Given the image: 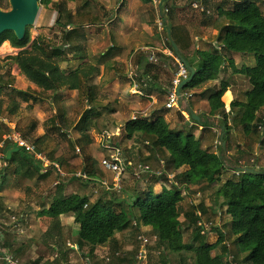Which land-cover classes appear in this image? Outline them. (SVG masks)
<instances>
[{"label":"rangeland","instance_id":"1","mask_svg":"<svg viewBox=\"0 0 264 264\" xmlns=\"http://www.w3.org/2000/svg\"><path fill=\"white\" fill-rule=\"evenodd\" d=\"M121 1L51 0L50 5L39 2L37 18L34 24L28 26L31 46L36 42L51 52L52 47L63 43L64 30L57 25L60 15L56 6L66 2V9L74 16V23L67 27L72 34L71 48L74 46L82 48L90 60L88 64L97 69L81 92L63 91L54 96L50 92L41 91L36 85L31 87L30 84L33 83L29 82L19 72L20 70L18 71V66L9 59L17 55L19 50L14 49L8 42L0 47V143L10 131L8 123L3 119L16 125L18 131L32 142L47 134L40 149L50 160L59 162L63 171L67 173L65 177L58 175L51 166L48 173H44L45 177H40L34 170L29 171L30 173L26 170L17 173V166L13 164L1 172L0 230L4 234V240L1 242L0 250L7 251L16 264H196V253L193 249L180 253L167 250L158 233L152 227L141 223L140 212L136 208H132L134 219L130 226L115 235L117 244L111 242L99 246L94 252H91L90 246L79 248L80 227L75 223L73 214L52 219L45 213L53 203L59 182L67 187L65 192L67 195L87 196L91 203L100 198L116 199L114 207L116 212L129 211L134 203L133 198L146 195L151 186L154 194L177 187L183 194L180 204V230L185 243L192 247L198 246L200 241L214 244L222 233L225 235L224 242L213 251V256L222 255L224 264H243L245 254L241 252L236 237L230 232L232 218L226 211L225 200L219 197L218 192L228 180H238L241 177L236 172L241 167L264 170V154L257 155L255 148V145L259 149L264 147V135L260 129V125L264 124V113L260 114L261 124L257 123L256 129L249 134L245 133L240 125L241 110H234L235 115L228 113L227 123L230 132L227 134L223 117L212 115L209 103H203L207 101L205 99L209 92H216L220 83L212 86L207 82L200 88L192 90L194 93L192 99L183 101L180 110L172 109L174 119L169 120V126L174 133L194 134L203 149L224 157L226 167L219 182L190 186L183 184L182 174L187 168L176 170L171 165V157L167 151L153 148L151 137L137 134L132 140L126 138L125 125L132 116L153 120L154 110L158 108L161 111L170 110L166 108V103L168 90L172 87L170 73L162 67L156 68L164 61V58L160 57V62L153 64L156 70L162 69L159 73L164 79L161 88L152 92L150 86H143V95H134L130 91L132 84L130 63L135 64L133 70L135 75L137 74L135 78L141 79V70L136 68L138 59L147 58L142 62L144 67L151 62L145 49L141 48L136 52L140 46L152 45L171 50L168 24L178 32V36H181L187 57L191 58L190 54L192 57H199V51L191 50V46L186 43L187 34H184V30L180 31L182 26L180 20L186 18L189 23L191 21V24H198L201 27L206 16L193 9L192 3L195 0H163L165 7L169 8V15L163 30H160L157 24L159 12L152 3L145 0H126L123 3ZM227 2L231 5L235 0ZM212 8L217 12V6ZM15 11L12 0H0V13L9 15ZM128 14L134 17H128ZM62 23H67L65 16L62 17ZM147 25L151 27L154 35L145 34L147 31L144 27ZM128 26L135 29L132 31L134 36H128L124 31ZM118 45L124 46L122 51H118ZM214 50L223 52L218 47ZM180 52L182 53L181 50ZM80 57L76 53L69 55L66 61L60 64L61 69L64 72L72 70L78 65ZM177 58L174 53V65H171L174 73L179 70ZM107 61L108 64L104 65ZM242 61L241 66L252 67L256 64L254 56H248ZM227 64L226 62L225 69L230 72ZM103 73V79H100ZM20 76H24V79L19 78ZM241 76L248 79L244 75ZM116 77L120 78L121 82L108 85ZM224 78L226 79V74ZM236 80L241 85L240 99L244 100L251 83L242 81L244 79ZM206 87L208 90L202 91ZM88 88L93 92L91 101H88ZM18 91H27V98ZM148 96H154L155 99ZM150 103H153V106L146 116L143 110L147 109ZM191 110L197 111V114L203 117L204 124L195 123L192 121L193 118L190 119ZM89 111L94 112L92 114L95 117L91 120V129L87 133L80 128L83 117ZM57 127L61 130H56ZM117 128L122 132L118 139L126 157L133 165L148 164L155 172H162L163 175L154 185L158 176L142 174L141 178H137L134 169L130 168L124 180L122 194H108L104 191L95 194L94 184L74 178L72 175L77 171H92L98 178L110 179L111 176L99 165L102 149L98 144V138L103 131L114 132ZM224 137L226 141H223ZM77 146L80 147L81 154L77 153ZM193 212H196V216L198 213L202 224L207 226L205 234L192 223ZM200 232L204 236L201 235L202 238L198 240L197 235Z\"/></svg>","mask_w":264,"mask_h":264},{"label":"trees","instance_id":"2","mask_svg":"<svg viewBox=\"0 0 264 264\" xmlns=\"http://www.w3.org/2000/svg\"><path fill=\"white\" fill-rule=\"evenodd\" d=\"M40 2L49 5L52 3L51 0ZM66 6V2L56 6L60 15L57 25L64 30L63 43L52 47L51 52L36 42L31 46V34L28 27L23 39H19L14 31L8 30L0 34V47L8 42L14 49L19 50L17 55L9 59L18 66L20 72L41 91L50 92L54 96H58L63 91L81 92L91 75L97 71L88 62L82 63L76 70L69 73L61 69L60 64L69 55L76 53L81 56V60L87 59L82 48L77 46L71 48L72 34L67 27L74 23V16L66 9ZM217 9L220 16L227 21L220 29L217 43L225 52L254 56L256 64L252 67L237 68L233 59H228L219 51L199 53V64H194L186 58L187 63L195 69V76L182 92L192 91L207 82L217 80L225 69V63L228 62L232 73L248 77L253 87L246 93L247 102H233L231 105L233 108L242 109L240 125L244 132L249 134L256 129V123L260 120L258 113L264 108V12L258 2L250 0L235 3L230 10H224L222 6H218ZM64 16L67 23H62ZM167 29L170 34V49L175 53L172 42L179 46L175 35L178 32L170 24L167 25ZM180 31H183L182 28ZM141 61L140 58L138 62ZM155 67L153 63L145 65L144 73L141 75L149 76L146 86H152L155 83L154 72L158 71ZM228 87L229 85L223 82L221 87L209 97L211 113L223 117L227 134L230 132V126L227 123L229 115L226 112L223 97ZM18 93L24 97L27 95V91H18ZM92 95L91 88H88V101L92 100ZM92 113L94 112L89 111L83 117L81 131L87 133L90 131L91 120L95 117ZM199 117L200 122L192 117L191 119L195 123L204 124L202 116L199 115ZM56 130L61 129L57 127ZM125 132L129 140L137 134L151 137L153 148L167 151L171 157V165L176 170L186 167V171L182 174L183 184L188 186L201 185L205 182L213 184L221 180L226 167L224 157L203 149L201 142L192 133L187 135L174 133L164 117L160 116L153 120L138 117L137 120H130L125 125ZM46 136L47 134L34 141L40 151H42L40 145L46 140ZM223 141H226L225 137ZM1 152L8 162V167L10 164L17 166V173L24 170L30 173L29 171L34 170L40 177H45L35 160L17 146L7 144L1 148ZM240 169L245 170L241 173V177L238 180L225 182L218 194L225 200L226 211L232 218L230 232L236 237L241 252L245 254L243 264H264V170L257 171L247 167ZM89 174L94 176L92 171ZM160 179V177L157 178L153 184L156 185ZM58 185L53 203L45 213L52 219L73 214L75 223L80 227L78 244L80 249L90 246L91 252H94L97 247L111 242L116 245L115 235L130 226L134 219L132 208H136L140 212L141 223L152 227L158 233L160 241L167 250L180 253L193 249L196 253V264H224L222 255L213 256V251L224 242V234L221 233L219 240L214 244L200 241L198 246L192 247L185 243L180 230V204L183 194L177 187L170 190L164 189L162 193L154 194L151 186L146 195L133 198L134 203L129 211L116 212L114 209L116 199L100 198L91 203L87 196L66 195L67 187L61 183ZM195 213H192L191 221L202 231L198 225L201 216H198V213L196 216ZM201 235L204 236L201 232L197 235L198 240L202 238Z\"/></svg>","mask_w":264,"mask_h":264},{"label":"built area","instance_id":"3","mask_svg":"<svg viewBox=\"0 0 264 264\" xmlns=\"http://www.w3.org/2000/svg\"><path fill=\"white\" fill-rule=\"evenodd\" d=\"M123 1L124 0H122V2ZM145 1L152 3L157 8L159 12V19L157 21V24L159 29L163 30L165 24L167 23L169 8L165 7L163 0ZM211 3H214V0H195L192 3V7L201 14H210ZM146 50L147 49H145V51ZM167 55L174 57V53L171 50L167 52ZM149 60L151 63L157 64L160 62V57L156 53H153L150 55ZM177 61L179 64V70L177 72L176 78L172 82L173 87L169 91L166 103V108L170 110H180V104L183 101H188L193 98V93L191 91L182 92L181 97L177 94V87L190 75L189 69L178 58ZM130 68L132 69V71L130 72V79L132 80L130 91L131 93H134V95L141 96L143 95L142 87L146 86L147 81L149 80V76L141 75V79H136L135 77H137V74L135 75L133 71L135 67L132 62L130 64ZM137 119L138 117L135 115L132 117L131 120ZM3 121L8 123L10 131L4 136L3 140L0 143V174L8 167V162L4 158V155L1 152V148H4L7 144H12L29 154L41 167L42 173H48V169L53 166L55 168L56 174L64 177L67 176V173L63 171L60 163L56 161H51L43 151H40L38 149L34 141H30L20 131H18L16 125L11 124L7 119H3ZM121 133V129L119 128H117V130L114 132L105 130L101 135H99L98 138V144L101 147L102 151L105 152V155L99 161V165L106 174H109L111 176L110 179L98 178L96 176L90 175L88 172L83 171H77L75 172V174L72 175V177L74 178L80 179L87 183L94 184L95 194H99L100 191H104L108 194H122L124 191V180L130 168L134 169V175L137 178H141L142 174H151L152 176L158 177H161L163 175L162 172H155L152 166L148 164H140L138 166H134L133 163L126 157L125 150L121 145L120 140L118 139L121 137ZM76 150L78 154H81L80 147L77 146ZM106 152L108 153L107 155ZM236 172L237 175H241V173L245 172V170L239 168ZM198 225L202 228V233L205 234V229L207 226L202 224L201 221L198 223ZM3 240L4 234L0 230V245ZM0 264H16V262L7 251L0 250Z\"/></svg>","mask_w":264,"mask_h":264},{"label":"crops","instance_id":"4","mask_svg":"<svg viewBox=\"0 0 264 264\" xmlns=\"http://www.w3.org/2000/svg\"><path fill=\"white\" fill-rule=\"evenodd\" d=\"M124 1H126V0H124ZM123 1V2H124ZM242 1H244V0H235V2H234V4L235 3H240V2H242ZM256 2H258V4L261 6V8H262V10H263V12H264V0H255ZM71 2H74V1H71ZM122 1H121V3H123ZM234 4L232 3L231 5H230V3H228L227 2V0H214V3H211V6H210V9H211V13L210 14H206V13H203L202 15H204V16H206V19H204L203 21H202V23H203V26H201L200 27V25L198 26V24H191L192 22L190 21V23L188 22V19H186V18H184L185 20H180L181 22H182V26H180L181 28H182V30H184L185 31V34H187V37H185V41H186V43L188 44V45H190L191 47V50H193V51H196V50H198L199 51V53H204V52H207V53H213V52H215V50H214V48H216L217 49V47L219 48V49H221L222 51H223V48L219 45V43H217V39H218V36H219V32H220V29H221V27L222 26H224L226 23H227V21L223 18V17H221L220 16V14H219V11H218V9H216L217 10V12H214L213 11V8L212 7H215V6H222L223 8H224V10H230V9H232V7L234 6ZM215 10V9H214ZM128 17H134L133 15H131V14H128ZM220 23H222V24H220ZM205 25V26H204ZM131 28V27H130ZM129 28V26H128V28H126V30H124L125 32H126V34L129 36V35H131V36H134V32H132L133 30H135V29H130ZM138 28H136V30H137ZM144 29L147 31V32H145V34H152V29H151V27L149 26V25H147L146 27H144ZM73 30H74V28H73ZM70 31V30H69ZM138 31H140L139 29H138ZM141 32V31H140ZM121 33H124V32H121ZM152 35H154V34H152ZM176 35V39L178 40V43H179V50H181L182 51V55L184 56V58L186 59H188L189 61H191L192 63H194V64H199L200 63V57H192L191 56V54H190V57L191 58H188L187 57V55H186V53H185V51L183 50V40H181L180 39V37L181 36H178V34L176 33L175 34ZM182 35V34H181ZM138 37H139V35H137ZM169 36H170V34H169ZM135 38H136V36H135ZM135 38H133V39H135ZM148 38H150V37H148ZM147 41V40H146ZM173 43V42H172ZM114 46V45H113ZM128 46H130V45H128ZM124 47V46H123ZM123 47H120V45H118V51H122V49H123ZM126 48V47H125ZM128 48V47H127ZM147 49L145 52L147 53V55L150 57V55L151 54H153V53H158L157 55L159 56V57H163L164 58V61H162L161 62V64H160V67H158V68H161L162 67V69H164V70H166V71H168L169 73H170V75H171V78L170 79H172V82H173V80L176 78V75H177V72L176 73H174L172 70H171V65H174V57L172 56H169V55H167V52L168 51H170L167 47H162V48H157V47H153L152 45H150V46H148V45H142V46H140L137 50H136V52L137 51H139V49ZM129 49H131V48H129ZM159 53H160V55H159ZM223 54H225L226 56H227V58L228 59H233L234 61H235V65L237 66V68H242L243 67V65L241 66V64H242V60L244 59V58H246V57H248V56H250V55H243V54H237V53H230V52H225V51H223L222 52ZM86 55V54H85ZM103 55H104V53H103ZM140 59V58H139ZM139 59H138V61H139ZM146 59L147 58H144V57H141V62H143V60H145L146 61ZM187 59H186V61H187ZM194 60V61H193ZM66 61V60H65ZM90 60L87 58L86 60H79L78 62V65L75 67V68H73L72 70H69V71H67L66 73H69V72H71V71H73V70H76L78 67H79V65H81L82 63H84V62H89ZM139 63V62H137L136 63V66H137V68H139L140 70H141V74H143L144 73V70H145V67L144 66H142V64L143 63ZM72 63V62H71ZM133 63V62H132ZM228 63V62H227ZM106 64H108V61L104 64V65H106ZM131 64V63H130ZM133 65H135L134 63H133ZM228 65V64H227ZM95 67V66H94ZM192 67V66H191ZM142 68H144V69H142ZM161 69V70H162ZM161 70H158V71H156V72H154V75H156V76H154L155 77V83H153V85L151 86V85H148V86H150V88H151V91L152 92H156L158 89H160L161 88V86H162V83H163V81H164V79H162L161 78V76L159 75V73L160 72H162ZM18 71H19V69H18ZM20 72V71H19ZM224 74H226V79L224 78ZM103 76H104V73L100 76V79H103ZM22 76H20L19 78H21ZM21 79H24V76L21 78ZM236 79H244V80H242V81H246V82H249V84H250V81H249V78L247 79V78H245V77H243V76H241L240 74H232V70L230 69V72H227L226 71V69H225V71L224 72H222L220 75H219V77H218V79L217 80H215V81H210L209 83H211V84H209V85H214V86H216V85H218L219 83H220V87H221V84L223 83V82H226L228 85H229V87H228V90H227V92L225 93V95H224V97H223V102H224V104H225V108H226V111H227V113H229V114H232V115H235V113H234V110H236V109H239V110H242L240 107H237V108H233L231 105H232V103L233 102H241V103H245V102H247V97H246V93L248 92V91H250L253 87H252V85L250 84V86L248 87V90L246 91V93H245V95H244V97H245V99L244 100H241L240 99V90H241V85L238 83L239 81H237ZM106 80V79H105ZM119 82H121L120 81V78H118V77H116V79L115 80H113V81H111L108 85H110V84H112V85H116V84H118ZM213 83V84H212ZM31 85V87H33L34 86V84H30ZM35 87V86H34ZM164 87V89H166V87L165 86H163ZM220 87H218L216 90H218ZM131 88V87H130ZM208 90V88L206 87V88H204V89H202V91H207ZM169 91H170V89L168 90V94H169ZM199 91H201V89L199 90ZM70 92H78V91H70ZM192 92V91H191ZM204 92L201 94V95H203L204 94ZM193 93V92H192ZM149 94V93H148ZM213 94V92H209L208 93V95H207V99H205V100H207V101H203V103H205V102H208L209 103V97L211 96ZM150 95V94H149ZM193 96H194V93H193ZM148 97H152V98H154V96H148ZM155 99V98H154ZM52 103V102H51ZM154 103H156V101L154 102ZM153 106V103H150L148 106H147V109H145V110H143L144 112L143 113H145V115L146 116H148V111H149V109L151 108ZM209 107H210V103H209ZM211 108V107H210ZM157 111V112H156ZM192 113H195L198 117H199V115L200 114H197V111H194V110H191V111H189V115H190V119H191V117H192ZM261 113H264V108H262L261 109V111L258 113V117H259V121L257 122V123H260L261 124V121H262V119L260 118V114ZM154 114H155V116L153 117L154 119H156L157 117H160V116H162V117H164L165 119H166V121L169 123V120H173L174 119V112H173V110L171 109V110H160L159 108H158V110H154ZM133 117V116H132ZM132 117H131V119H132ZM193 118V117H192ZM200 118V117H199ZM130 119V120H131ZM202 120H203V117H202ZM195 121H197V120H195ZM200 121H201V118H200ZM200 121H197V122H200ZM257 123H256V125H257ZM260 128H261V130H262V132H261V134L262 135H264V124H262V125H260ZM42 135V134H41ZM43 136V135H42ZM41 136V137H42ZM264 139V138H263ZM255 148H256V154L257 155H259V154H264V147H261L260 149L259 148H257L256 147V145H255ZM101 154H102V157L105 155V152H103L102 150H101ZM102 159V158H101ZM100 159V160H101ZM99 160V161H100ZM57 162V161H56ZM241 163L243 164L244 162L243 161H241ZM37 164V163H36ZM42 170V169H41ZM42 172V171H41ZM44 174V173H43ZM67 195V194H66ZM72 214V213H71ZM66 215H63L62 217H65ZM62 219V218H61Z\"/></svg>","mask_w":264,"mask_h":264},{"label":"water","instance_id":"5","mask_svg":"<svg viewBox=\"0 0 264 264\" xmlns=\"http://www.w3.org/2000/svg\"><path fill=\"white\" fill-rule=\"evenodd\" d=\"M40 1L41 0H12V4L15 6L16 11L9 15L0 13V34L8 30L14 31L19 39H23L26 28L34 24L37 18ZM172 46L178 59L190 70V76L177 87V94L181 97L182 90L193 80L195 69L187 63L175 42L172 43ZM192 117L194 120L200 121V118L195 113H192Z\"/></svg>","mask_w":264,"mask_h":264},{"label":"bare ground","instance_id":"6","mask_svg":"<svg viewBox=\"0 0 264 264\" xmlns=\"http://www.w3.org/2000/svg\"><path fill=\"white\" fill-rule=\"evenodd\" d=\"M189 73H190V70H189ZM190 76V75H189Z\"/></svg>","mask_w":264,"mask_h":264}]
</instances>
